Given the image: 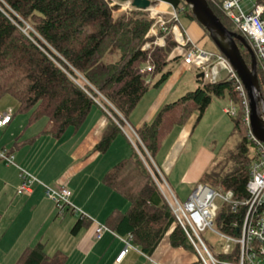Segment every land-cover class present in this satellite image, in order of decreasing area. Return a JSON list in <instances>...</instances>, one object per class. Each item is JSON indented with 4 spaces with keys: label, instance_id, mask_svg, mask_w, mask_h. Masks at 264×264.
I'll list each match as a JSON object with an SVG mask.
<instances>
[{
    "label": "trees",
    "instance_id": "16d2710c",
    "mask_svg": "<svg viewBox=\"0 0 264 264\" xmlns=\"http://www.w3.org/2000/svg\"><path fill=\"white\" fill-rule=\"evenodd\" d=\"M164 1L174 5L179 18L182 14L197 21L184 0ZM209 5L228 29L243 35L211 1ZM112 9L106 0H0V101L6 95L14 97L19 102L18 112L29 113L31 124L47 118L48 125L41 133L57 138L70 126L80 127L92 108L100 104L112 116L95 150L106 152L151 88L150 77L161 73L153 84L158 86L169 76L171 71L165 72V68L177 50L172 34L165 46L143 49L154 19L143 10L115 17ZM202 28L210 38L207 29ZM239 46L250 64L249 51L240 42ZM149 62L154 69L144 71ZM258 76L264 97V73L259 65ZM197 81L200 85L196 89L167 102L152 122L136 129L144 145L135 141L131 155L103 177L108 187L130 203L125 212L115 210L110 214L108 226L120 235H130L133 244L149 257L167 234L172 246L197 253L177 223L150 160L157 165L156 156L174 128L184 125L194 112L200 121L215 99H228L239 106L232 120L234 132L242 138L232 154L234 170L225 175L208 170L200 183L208 184L216 175L218 188L232 190L236 200L248 197L249 166L254 157L249 144L254 147V142L249 138L237 83L228 77L215 83H204L202 78ZM246 211L244 206L234 210L231 204L221 202L216 217L218 228L239 235ZM88 222L81 215L72 232H79ZM220 257L232 258L224 254ZM67 259L65 252L50 253L47 242L39 240L25 248L15 264H65Z\"/></svg>",
    "mask_w": 264,
    "mask_h": 264
},
{
    "label": "crops",
    "instance_id": "0c3cea01",
    "mask_svg": "<svg viewBox=\"0 0 264 264\" xmlns=\"http://www.w3.org/2000/svg\"><path fill=\"white\" fill-rule=\"evenodd\" d=\"M166 8L165 11L170 12L168 4ZM188 21L187 26L180 24L181 27L194 41L202 44L207 39L204 29L197 21L190 18ZM177 55L180 57L175 58ZM181 56V51L175 49L171 61L186 69ZM181 80L182 75L177 71H171L158 86H153L155 82L151 80V88L129 116L123 132L104 153L95 150L110 122L107 109L102 105H95L80 127L70 126L57 138L41 133L48 125L47 118L31 124L29 113L18 112L19 102L14 97L6 95L2 98L0 110L12 109L14 114L7 125L0 127V149L13 151L17 165L40 181L70 187L73 191L71 202L76 210L60 212L57 203L46 196L43 185L37 181L32 183L31 191L18 193L23 182L21 169L0 160V264H15L25 248L39 240L47 242L50 253L55 250L65 252L68 255L65 264H151L150 258L161 264H202L200 258L191 254L196 253L194 250L172 246L169 234L152 257L136 246L117 261L127 242L134 244L130 235H120L108 226L110 214L115 210L125 212L130 203L108 187L103 177L133 152L138 139L132 136V129L136 131L144 123L152 122L164 104L183 95L179 91ZM200 121L197 120V124ZM16 142L21 144L15 146ZM192 171H188L183 181L193 183L200 177V166L195 174ZM178 179L175 177L173 183L177 184ZM82 214L87 215L89 222L73 233L72 227ZM100 224L108 229L97 237Z\"/></svg>",
    "mask_w": 264,
    "mask_h": 264
},
{
    "label": "built area",
    "instance_id": "2783aa9c",
    "mask_svg": "<svg viewBox=\"0 0 264 264\" xmlns=\"http://www.w3.org/2000/svg\"><path fill=\"white\" fill-rule=\"evenodd\" d=\"M106 1L113 8L112 14L114 16L119 11L129 14L131 10H140L133 6V0ZM151 1L152 4L143 11H149L151 18L154 19V24L147 34V37L152 39L144 44L143 49L165 46L168 35L172 34L177 49L181 51L183 63L189 70L203 73L204 83H215L222 77L233 79L237 83L236 90L239 91L242 105L245 108L244 119L249 128V138L254 142V157L249 166V180L247 182L248 197L243 200H236L232 190L212 188L207 184L200 183L186 201H181L164 178L163 180L168 188L162 183L158 184L169 202L177 223L184 229L202 264H264V142L259 140L251 129L247 89L230 60L223 53L206 50L184 31L179 23V14L174 5L164 0ZM209 1L220 9L233 25L243 33L253 47L258 65L264 73V0ZM158 2L168 4L172 10L170 12L163 9L153 10V8L160 5ZM167 14H170L171 17L168 18ZM171 21L175 22L170 27L169 23ZM153 69L154 65L151 62L143 68L144 71H152ZM238 109L239 106L230 100V106L225 107L224 110L233 117L237 115ZM13 114L12 109L0 110V127L10 122ZM108 114L112 116L110 112ZM132 130L136 136L135 138L138 139L137 141L143 144L137 132L134 129ZM0 160L5 161L7 164L17 165L14 153L6 149H0ZM157 170L160 172L158 167ZM21 175L23 182L18 188V193L23 194L26 191H31L32 183L37 181L43 185L46 196L57 203L60 212L67 209L76 210L75 205L71 202L73 191L70 187L61 184H46L24 169H21ZM221 202L231 204L234 210L238 206L246 208L243 226L238 229L239 235L228 234L218 228L216 217ZM82 215L87 217L85 214ZM208 228L219 235L222 242L221 250L212 251L203 239L201 233ZM107 229L106 225L100 224L96 230V236L100 237ZM131 247L137 248L127 242L126 248L120 253L117 261H121ZM221 254L231 255L232 258L223 259L220 257ZM150 259L151 264H161L153 258Z\"/></svg>",
    "mask_w": 264,
    "mask_h": 264
},
{
    "label": "rangeland",
    "instance_id": "374dc122",
    "mask_svg": "<svg viewBox=\"0 0 264 264\" xmlns=\"http://www.w3.org/2000/svg\"><path fill=\"white\" fill-rule=\"evenodd\" d=\"M159 4L161 9L164 8L163 10H167L166 4ZM168 10L171 11V8H168ZM123 12L124 11L117 12L115 17L125 14ZM145 12L150 18L152 17L149 11ZM167 17L170 18L171 15L167 14ZM188 22V18L180 14L179 23L187 26ZM35 35L40 37L38 33ZM147 39L150 41L152 38L147 37ZM199 44L206 50L212 52L219 51L215 43L208 37L202 44ZM166 71H177L179 75H182L181 85L179 87L181 95L189 90L196 89L200 85L197 81L198 73L196 71L194 72V70L190 71L187 68L184 69L180 64L170 61L165 68V72ZM160 77L161 73H158L154 77L151 76L150 80L156 82ZM227 106H230V101L228 99H215L204 118L198 124V113L194 112L184 125L174 128L163 142L156 156L159 164L157 167L162 174L150 160L153 174L154 172L157 173V175L154 174L157 183H162L167 187V185H165L166 181L168 186L181 201H186L189 198L190 194L198 186L202 177L208 170L214 171L220 175H225L234 170L236 166V161L232 154L239 145L242 136L240 133L234 132L232 117L224 110ZM132 136L135 138L134 134H132ZM249 148L250 153H252L254 147L249 144ZM199 166L200 177L195 182L183 181L189 170L192 171L194 169L192 172L195 174ZM171 172L172 176L170 175ZM193 174L190 175L192 176ZM175 177H179V182L177 184L173 183ZM216 182L217 176L215 175L208 184L212 188H218ZM201 234L212 251L221 250L222 242L217 232L208 228ZM191 254L199 258L198 254L194 252H191Z\"/></svg>",
    "mask_w": 264,
    "mask_h": 264
},
{
    "label": "water",
    "instance_id": "95a60500",
    "mask_svg": "<svg viewBox=\"0 0 264 264\" xmlns=\"http://www.w3.org/2000/svg\"><path fill=\"white\" fill-rule=\"evenodd\" d=\"M191 8L197 21L207 29L211 40L221 53L231 62L239 77L242 79L250 103V124L253 134L264 142V97L258 76V62L255 51L246 37L238 32L228 29L214 10L208 0H184ZM134 7L146 10L151 0H133ZM239 42L251 55L250 64L241 53ZM203 73H198L197 78H202Z\"/></svg>",
    "mask_w": 264,
    "mask_h": 264
},
{
    "label": "bare ground",
    "instance_id": "6f19581e",
    "mask_svg": "<svg viewBox=\"0 0 264 264\" xmlns=\"http://www.w3.org/2000/svg\"><path fill=\"white\" fill-rule=\"evenodd\" d=\"M156 8H158V9H156ZM159 9H161L160 6L153 8V10H159Z\"/></svg>",
    "mask_w": 264,
    "mask_h": 264
}]
</instances>
